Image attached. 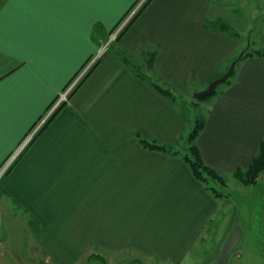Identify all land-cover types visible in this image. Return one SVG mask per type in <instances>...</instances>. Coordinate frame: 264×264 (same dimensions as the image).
<instances>
[{"label":"crops","instance_id":"obj_1","mask_svg":"<svg viewBox=\"0 0 264 264\" xmlns=\"http://www.w3.org/2000/svg\"><path fill=\"white\" fill-rule=\"evenodd\" d=\"M137 1L0 0V168ZM234 1L240 9L249 2L151 0L130 23L0 175V214L14 208L0 264H82L91 255L264 264V243L245 237L232 189L214 197L179 156L140 143L178 151L193 127L152 82L193 98L239 52H264V29L244 47L212 27L237 25ZM147 52L156 53L150 70ZM224 85L205 107L196 145L240 191L233 173L264 144V57L240 59ZM18 223L28 237L20 248Z\"/></svg>","mask_w":264,"mask_h":264},{"label":"rangeland","instance_id":"obj_2","mask_svg":"<svg viewBox=\"0 0 264 264\" xmlns=\"http://www.w3.org/2000/svg\"><path fill=\"white\" fill-rule=\"evenodd\" d=\"M228 5L230 7L232 5L233 8L239 7V3L237 1L229 2ZM263 6H264V4H259V3H257L256 0H249L248 4L243 6V8L240 9V7H239L237 9H234L237 11V13L234 12V14H237L241 18V20H239L237 18L238 20L235 21V23H237V25L233 26L232 23L230 21H228L229 24L232 25V26L231 25L230 26L236 32H238L240 37L243 39V42L246 43V44H244V47L245 46L247 47V45H249V44H252V46L254 43L256 45L258 44L257 38L259 37L260 32L264 29V16H263L264 7ZM133 17L130 18L128 24L123 28L122 32L117 36V38L115 40L110 41V39H109L110 35H108L107 38L105 39L104 43L100 46V48L102 46H104V44H107V41L109 42L108 48L114 42H117V40L121 37L123 32L130 25V22H132ZM108 48L106 50H108ZM105 52H103L102 54L100 53L101 55L99 54V56L96 59V62L99 61V59L101 58V56ZM240 53H242V52H239V54ZM239 54H238V56H239ZM96 62H95V64H96ZM224 86H225L224 84L219 85L216 88V92H219ZM165 88H167V87H165ZM212 96H214V95H212ZM212 96L209 97L208 99L203 100V101H196L193 98L183 96L182 94H180L178 96V94H177V96H175L176 97V103H174V104H176L180 107L181 111L185 114V117L190 121L191 125L194 126L195 120L197 118L198 119L199 118L204 119L205 107L210 102V100L212 99ZM182 143L184 146L185 140ZM222 177L224 178V176H222ZM224 181H225V186L223 188H221L222 197L224 194L227 195V193H225V192H228V191L230 192L231 189L234 192V194H231L230 199H232L235 202V204H237L239 207L238 214L240 217H242V221L244 224V226H243L244 227V235L247 238L248 242H251L250 240H256L258 238L259 241L264 243V171L258 176L256 182L252 185H243L240 182V185H241L240 191L238 188H235V185L228 184V186H227L225 179H224ZM226 188H228V189H226ZM218 189H220V188H218ZM235 193H237V195H235ZM7 203H8V205H6V207L10 205V202H7ZM244 206H247L250 211H243L242 212L240 210V208L241 207L243 208ZM13 210H14V208H12L11 211H8V214L11 215L13 213ZM9 215H7V212H5V214H3V215L0 214V247L2 246L1 247L2 252H4L3 251L4 248L7 249L6 245L3 246V244L6 243L5 241L7 239V236H6L7 230L6 229H7V225L9 224V219L7 218V216H9ZM18 221L20 222V220H18ZM18 225H19V226H17L18 232H12V234L14 237L16 235V233H18L17 237L19 239V245H15L14 247L20 248L23 241L26 242L25 239H27L28 237L26 236L27 234H24L21 236V234H22V229L20 228L21 224L18 223ZM8 228L13 230V228H11L10 226H8ZM245 247L254 248V244L249 245L248 243H246V245H244L243 248H245ZM262 249H264V246H262ZM111 259H112L111 261L105 260L104 261L105 264H142L140 262L139 258H137V260L132 259V261L130 263L129 262L130 260H128L127 257H125L124 255L113 256V257H111ZM236 259L237 258H234V260H236ZM234 260L232 261V263L235 262ZM82 264H102V263L99 260L93 259L91 261L86 260V261L82 262Z\"/></svg>","mask_w":264,"mask_h":264},{"label":"trees","instance_id":"obj_3","mask_svg":"<svg viewBox=\"0 0 264 264\" xmlns=\"http://www.w3.org/2000/svg\"><path fill=\"white\" fill-rule=\"evenodd\" d=\"M150 1L151 0H147L144 3V5L139 10V12L133 17L132 22L143 11V9L149 4ZM212 24H211L212 27L213 26L217 27L218 31L225 33L228 36H230L232 38H236L237 40L242 39L240 37V35L238 34V32H236L230 26V24L228 22H225L223 20H217V21H214ZM242 52H243V55H242L241 59H244L246 57H252V56L264 57V52H262L260 50H254V49L249 48L247 50L244 49ZM145 54L148 57V62H147L148 63V70H150L152 68L153 62L155 60L156 53L155 52H147ZM236 59H237V56L235 58H233L231 61H229L226 64V66L222 69V71L213 75L212 78L210 79L209 83L212 82L213 80L218 79L221 76H223L226 73V71L228 70L230 64L232 62H234ZM122 61L126 64H130L129 60L126 58H123ZM151 85L154 88V90L157 91L159 94H161L165 99H167L171 103H176V97L169 90L163 89L160 85H158L154 82H152ZM208 98L209 97H207L205 99H208ZM51 118L49 119V121L51 120ZM48 122L46 123V125L48 124ZM204 123H205V121L203 118H199V119L197 118L195 120V123H194L192 130L190 131V133L185 138V145L182 146L181 150H178V151L174 150L173 148L166 147V146H160V145L156 144L155 142H149L146 140H140V143L146 149L162 152L164 154H168V155H172V156H179L183 160V162L188 166L192 176L194 177V179L196 181L201 183L206 188V190L210 194H212L214 197H222L221 188H223L225 186L224 178L222 177L221 174H219L218 172H216L215 170H213L212 168H210L204 164V162L201 158L199 149L196 145V139H197L199 133L202 131V129L204 127ZM9 171L10 170H8L7 172H9ZM263 171H264V144H261L257 150V153L252 158L250 163L243 170L235 171L233 173V177L237 181L241 182V184H243V185H252L256 182L258 176ZM218 188H220V189H218ZM93 259L99 260L102 264H105V262L102 258H98L97 256H94V255L89 256L87 261H91Z\"/></svg>","mask_w":264,"mask_h":264},{"label":"built area","instance_id":"obj_4","mask_svg":"<svg viewBox=\"0 0 264 264\" xmlns=\"http://www.w3.org/2000/svg\"><path fill=\"white\" fill-rule=\"evenodd\" d=\"M147 0H138L137 3L130 9V11L126 14V16L113 28L111 33L109 34V39L115 40L117 36L122 32L123 28L128 24L131 17L135 16L144 3ZM109 42L104 44L101 48H99L96 55H93L88 59V61L84 64V66L78 71V73L72 78V80L67 84L63 91H61L55 100L51 103V105L47 108L45 113L40 117V119L32 126V128L28 131L22 142L19 146L12 152V154L6 159L4 164L0 168V175L7 173V171L12 167V165L16 162V160L21 156V154L25 151V149L30 145V143L35 139L38 133L42 130V128L46 125L49 119L53 116V114L59 110L61 107L67 105L69 103L71 95L78 88L84 77L90 72V70L95 65L96 59L99 54L106 51L108 48ZM100 54V55H101Z\"/></svg>","mask_w":264,"mask_h":264},{"label":"water","instance_id":"obj_5","mask_svg":"<svg viewBox=\"0 0 264 264\" xmlns=\"http://www.w3.org/2000/svg\"><path fill=\"white\" fill-rule=\"evenodd\" d=\"M242 55H243V52L240 53L239 56L237 57V59L230 64L228 70L226 71V73L223 76H221L220 78L215 79L212 82H210L207 85V87H206L205 90L194 93L193 94L194 100H196V101H202L205 98L214 95V93L216 92V88L219 85L224 84L230 78V76L233 74L234 69H235V66L240 61Z\"/></svg>","mask_w":264,"mask_h":264}]
</instances>
